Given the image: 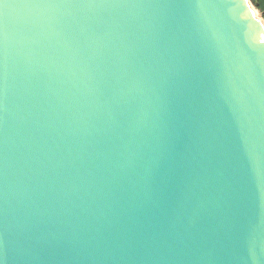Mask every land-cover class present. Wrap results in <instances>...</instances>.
Returning <instances> with one entry per match:
<instances>
[{
	"label": "water",
	"instance_id": "water-1",
	"mask_svg": "<svg viewBox=\"0 0 264 264\" xmlns=\"http://www.w3.org/2000/svg\"><path fill=\"white\" fill-rule=\"evenodd\" d=\"M0 10V264H264L249 0Z\"/></svg>",
	"mask_w": 264,
	"mask_h": 264
},
{
	"label": "trees",
	"instance_id": "trees-1",
	"mask_svg": "<svg viewBox=\"0 0 264 264\" xmlns=\"http://www.w3.org/2000/svg\"><path fill=\"white\" fill-rule=\"evenodd\" d=\"M255 7L261 12L263 13V18H264V0H250Z\"/></svg>",
	"mask_w": 264,
	"mask_h": 264
},
{
	"label": "rangeland",
	"instance_id": "rangeland-1",
	"mask_svg": "<svg viewBox=\"0 0 264 264\" xmlns=\"http://www.w3.org/2000/svg\"><path fill=\"white\" fill-rule=\"evenodd\" d=\"M250 1V0H249ZM252 8L254 9L256 15L258 16L259 19H261L264 22L263 15H260V11L255 7V5L250 1Z\"/></svg>",
	"mask_w": 264,
	"mask_h": 264
},
{
	"label": "snow or ice",
	"instance_id": "snow-or-ice-1",
	"mask_svg": "<svg viewBox=\"0 0 264 264\" xmlns=\"http://www.w3.org/2000/svg\"><path fill=\"white\" fill-rule=\"evenodd\" d=\"M7 0H0V9H2L3 6H6ZM0 13H2V10H0Z\"/></svg>",
	"mask_w": 264,
	"mask_h": 264
},
{
	"label": "built area",
	"instance_id": "built-area-1",
	"mask_svg": "<svg viewBox=\"0 0 264 264\" xmlns=\"http://www.w3.org/2000/svg\"><path fill=\"white\" fill-rule=\"evenodd\" d=\"M260 15H263V13L260 12Z\"/></svg>",
	"mask_w": 264,
	"mask_h": 264
}]
</instances>
